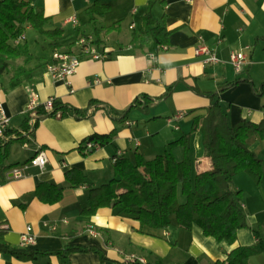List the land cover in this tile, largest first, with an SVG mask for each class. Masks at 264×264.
Segmentation results:
<instances>
[{"label": "crops", "instance_id": "0c3cea01", "mask_svg": "<svg viewBox=\"0 0 264 264\" xmlns=\"http://www.w3.org/2000/svg\"><path fill=\"white\" fill-rule=\"evenodd\" d=\"M27 1L49 18L46 29H60L62 36L52 47L51 40L26 27L20 43H27L32 59L8 61L0 72V81L8 72L3 80L8 85L20 66L31 74L12 90L0 82V103L10 119L8 130L25 137L9 147L5 163L18 166L6 171L0 183V229L6 227L4 239L15 251H59L78 245L97 249L107 260L101 262L94 253H74L67 259L49 256L30 262L0 253V264H121L131 254L146 264H214L235 248H256L258 239L264 243V140L258 136L249 138L247 145L263 161V181L257 187L256 203L249 198L241 202L250 229L239 230L233 245L204 237L196 226L184 231L174 218L169 228L152 230L111 208L98 209L92 216L81 214L88 207L89 191L113 177L114 156L132 159L139 154L145 160L154 159L169 143L189 134L193 119L203 118L214 102L227 114L229 126L241 120L264 121V96L257 97L252 89L264 83V0H156L155 25L169 32L161 45L143 32L149 0ZM95 2L108 6V11L89 24L87 9ZM111 26L114 29L105 33ZM81 36L90 37L99 51L106 50L108 58L83 60L68 83L53 79L47 71L52 54H78L75 42ZM200 46L212 51L219 62L205 64L206 57L196 54ZM234 52L243 53L250 62L240 72L230 63ZM238 80L239 84L219 92ZM31 94L39 105L56 100L67 107L89 109L88 116L42 117L26 136L21 125L28 118L32 125L26 112ZM136 99L138 107L132 106ZM99 105H105L116 121ZM176 115L182 118L168 122ZM113 130L112 144L86 155L79 151L90 136ZM40 151L46 157L43 168L29 163ZM172 154L181 161L184 150L178 146ZM188 157L192 176L209 169L199 131L190 138ZM71 170L82 174V184L70 187L65 173ZM236 177L240 175L233 180ZM42 184L63 188L61 200L40 202L34 192ZM178 201L182 203L183 198L179 196ZM27 227L34 244L22 247L20 237Z\"/></svg>", "mask_w": 264, "mask_h": 264}, {"label": "trees", "instance_id": "16d2710c", "mask_svg": "<svg viewBox=\"0 0 264 264\" xmlns=\"http://www.w3.org/2000/svg\"><path fill=\"white\" fill-rule=\"evenodd\" d=\"M155 4L156 0L148 1L143 16V32L157 45L166 44L169 32L155 25L152 14ZM107 11L108 6L100 5L98 2L93 3L87 9L89 24H94L96 18L103 16ZM48 22L49 18L44 16L43 10L39 7H31L27 0H0V56L5 60L0 66V72L7 68L8 61L22 59L24 63H27L32 59L26 42L13 44L24 34L26 27L34 29L46 39L51 40L50 46L55 45V40L62 36V31L46 29ZM113 29L114 26H111L104 32L110 33ZM136 40L137 37L132 38V42ZM30 76V72L23 66L16 68L8 88L12 90L18 87ZM240 82L238 80L229 83L219 92ZM252 89L257 97L264 96V83L257 87L252 86ZM50 102L51 110H47L44 105L36 108L32 125L28 123L29 118L22 123L21 131L26 136H29V131L36 120L42 117L83 119L88 116L89 109L67 107L56 100ZM99 106L106 110L112 120L116 121L105 105ZM132 106H140V100L136 99ZM144 108L147 109L148 105L145 104ZM123 118H120L121 122ZM197 131L202 134L204 156L208 159L210 167L207 171L192 176L188 153L190 138ZM18 134L17 131L7 129L4 132V138L0 139V183H4L6 171L18 166L5 163L10 145L25 138L17 137ZM115 136V130L107 135H92L83 142L79 151L84 155L92 153L96 147L86 150L87 141L103 148L112 144ZM252 136H258L264 140V121L254 123L241 120L234 126H229L227 114L216 101L208 107L203 118L193 119L189 134L169 143L163 154L154 159L145 160L139 154L132 159L114 156L116 161L113 163V177L107 183L89 191L88 207L81 214L92 216L98 209L111 208L118 214L133 218L141 228L146 227L152 230L169 228L174 218L177 226L184 231H190L193 226H196L204 237L233 245L239 230L250 229L247 216L242 209L241 192L232 188L233 178L239 174H246L255 186H260L262 182L263 161L247 145V140ZM178 146L184 150L181 161H176L172 154V150ZM73 177H77V180ZM65 178L70 187L84 182L82 174L72 170L65 173ZM62 195L63 188L51 184H42L34 192V196L40 202L49 204L59 202ZM179 196L183 198L182 203L178 201ZM4 234L5 230L0 229V253L21 261L33 262L38 258L49 256L67 259L74 253H94L99 256L101 262L107 260L97 249L78 245L66 246L59 251L29 253L15 251L5 241ZM256 253L264 255V243L259 239L256 248H235L229 252L225 260L214 264H249L250 258ZM121 264H130V262L125 261Z\"/></svg>", "mask_w": 264, "mask_h": 264}, {"label": "built area", "instance_id": "2783aa9c", "mask_svg": "<svg viewBox=\"0 0 264 264\" xmlns=\"http://www.w3.org/2000/svg\"><path fill=\"white\" fill-rule=\"evenodd\" d=\"M23 40L24 36L21 35L13 43L17 45ZM75 44L79 48L78 54L60 51H56L52 54V63L47 66V71L53 79L68 83V79L76 73L79 65L83 60L102 61L107 59L109 56V53L106 50L99 51L90 37L81 36L76 40ZM160 48L165 49V47ZM196 54L204 55L206 57L203 61L205 64H216L219 62V59L216 57V55L204 46H200L199 48H197ZM149 58L150 60H154V55H149ZM230 63L232 64L236 72H240L243 66L250 64V62L246 59L245 55L241 52L232 53L230 55ZM38 106L39 104L36 102L35 96L31 94V99L26 107V112L30 116L31 123H33L35 117V110ZM44 106L47 110H51L50 101ZM181 118L182 115H176L173 117V120H168V122H176L179 121ZM9 123L10 119L5 115L2 105L0 103V139L4 138V132L9 127ZM175 129H178V127H175ZM94 147L97 148L98 146L88 141L85 143L86 150L92 149ZM115 161L116 158H112V162L114 163ZM29 163L32 166L43 168L46 163V157L44 152L40 151L36 156H34L30 160ZM1 228L5 229L6 227L3 226ZM30 230V227H27L25 232L21 235L20 246L25 247L34 244V236H32ZM125 259L130 263L146 264L145 259L138 257L134 254L127 255Z\"/></svg>", "mask_w": 264, "mask_h": 264}, {"label": "rangeland", "instance_id": "374dc122", "mask_svg": "<svg viewBox=\"0 0 264 264\" xmlns=\"http://www.w3.org/2000/svg\"><path fill=\"white\" fill-rule=\"evenodd\" d=\"M32 33H34V32H32ZM4 61L5 60L3 59V57L0 56V66L4 63ZM10 62L13 63L14 61H10ZM7 73L8 72L4 73L3 79H2V81H0V82H3L4 88H6V87L8 88V84L4 83V81H3L6 79ZM262 172H263V165H262ZM239 175H240L239 178H237L238 177L237 176L235 178V180L232 181V188L235 189L237 187V190H239L241 192V195H242L241 202L242 203H244L247 198H249V202L256 203V197H257L259 188H257V186H255L253 181L246 174H239ZM262 181H263V176H262ZM257 208L260 209L261 205H258ZM257 217L259 218V220L264 218V217L262 218V216H257ZM256 230L259 232V229L256 228ZM250 264H264V255L262 253H258V254L253 255L250 259Z\"/></svg>", "mask_w": 264, "mask_h": 264}, {"label": "water", "instance_id": "95a60500", "mask_svg": "<svg viewBox=\"0 0 264 264\" xmlns=\"http://www.w3.org/2000/svg\"><path fill=\"white\" fill-rule=\"evenodd\" d=\"M15 176H16V174H15ZM18 176V175H17Z\"/></svg>", "mask_w": 264, "mask_h": 264}]
</instances>
